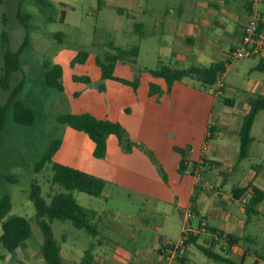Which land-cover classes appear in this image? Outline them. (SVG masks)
I'll use <instances>...</instances> for the list:
<instances>
[{"label":"crops","instance_id":"0c3cea01","mask_svg":"<svg viewBox=\"0 0 264 264\" xmlns=\"http://www.w3.org/2000/svg\"><path fill=\"white\" fill-rule=\"evenodd\" d=\"M46 1L59 9L58 17H48V22L88 35L87 41H74L63 32L58 37L43 33L48 40H58L48 63L61 69L63 91L54 100L64 104L61 114H89L119 124L132 142L154 156L152 161L139 147L126 153L116 136L109 135L106 155L98 159L85 133L57 124L60 144L52 163L103 182L100 195L86 206L72 193L80 206L95 213L97 235L74 232L68 240L63 235L61 245L55 240L62 261L78 264L92 246L93 264H229L208 258L199 249L203 247L231 264H264V199L254 214L245 212L253 188L264 194V111L251 126L246 156L239 158V132L250 110L249 98L264 97V72L255 70L264 60L226 63L240 43L250 0ZM256 9L264 15V0ZM88 16H95L96 23ZM97 29L102 31L99 38ZM107 44L138 49L134 66L115 63L117 80H102L95 63L96 56L107 52ZM79 51L87 57L73 64ZM141 57L149 66L140 62ZM215 62L225 64L220 95L216 85L206 87L188 77L168 87L150 73L159 66L181 70ZM75 78H88L90 84ZM20 82L24 85L25 77ZM151 86L157 91L151 93ZM22 102L31 107L30 101ZM200 162L197 181L195 165ZM50 186L53 194L60 191L51 178ZM185 230V249L179 257L172 246ZM225 236L235 238L236 244L222 246ZM42 243L30 237L5 260L42 259Z\"/></svg>","mask_w":264,"mask_h":264},{"label":"trees","instance_id":"16d2710c","mask_svg":"<svg viewBox=\"0 0 264 264\" xmlns=\"http://www.w3.org/2000/svg\"><path fill=\"white\" fill-rule=\"evenodd\" d=\"M1 2V0H0ZM40 3L46 4L44 0ZM17 19L20 24L29 30V15L22 14L21 10L17 13ZM55 37L61 36V33L54 34ZM29 43L28 33L26 34L23 43L16 52H11L7 49L3 51V67L0 74V89L7 92L5 103L0 105V144L2 142V132L4 130L7 119L21 126H32L36 119V110L25 105L19 95L23 86L20 82L14 88L11 87V76L20 71V53ZM107 52L104 56H96L95 63L100 68L102 80L114 79L113 68L117 61L127 62L134 66L135 59L138 54L137 47L129 50L114 47L112 44L105 46ZM87 57L85 51H79L72 63H83ZM255 70L264 72V64L259 63ZM225 64L215 62L209 66H193L188 69L172 70L167 66H159L158 69L150 71L155 77L163 78L168 87L175 81H181L184 78H193L198 80L203 86H213L219 75L224 73ZM61 69L59 66H50L45 64L44 84L47 88L55 89L62 93L63 87L61 84ZM86 84H90L88 78H75ZM124 82V81H122ZM126 83V82H124ZM135 86V83L131 84ZM102 89L100 85L98 87ZM157 89L150 87V92L154 93ZM249 112L243 117L242 126L239 132L240 151L239 158L246 156V151L251 143L250 130L255 120L256 115L260 111H264V97L254 96L249 98ZM56 122L60 126H69L77 131L85 133L94 143L93 156L101 159L106 155V139L109 135L116 136L121 149L128 153L133 147L141 148L149 158L154 161L153 154L143 145L136 144L130 140L127 132L116 123L98 120L89 114H61L57 117ZM59 141L55 140L45 151L42 159L34 163L33 172L40 173L45 165H49L52 176L51 184L57 186L60 191L53 194L49 201H46L41 196V188L36 181L31 183L29 191V200L32 202L35 209L34 219L41 230L43 243L41 247V257L45 264H62L60 249L54 239L51 229V223L54 220L61 222H69L75 229L82 230L89 236L97 235V224L93 222L95 213L91 210L80 206L73 197V192H80L92 197H98L103 188V182L75 169H71L62 165L54 164L51 158L54 152L59 147ZM183 163V161H182ZM196 167V165H195ZM252 199L245 207V212L248 215L255 213V207L264 199V194L259 190L252 189ZM11 200L9 196H5L0 201V224L1 235L0 245L9 253L15 251L21 243L31 237V226L29 221L24 217L9 215L11 211ZM187 232H183L182 236L187 238ZM219 236H224L219 234ZM228 247L236 244L237 240L231 236H225ZM186 243V242H185ZM199 249L207 256L216 261L230 263L228 258L219 254L213 253L210 249L199 247ZM78 264H93L92 246L86 250Z\"/></svg>","mask_w":264,"mask_h":264},{"label":"rangeland","instance_id":"374dc122","mask_svg":"<svg viewBox=\"0 0 264 264\" xmlns=\"http://www.w3.org/2000/svg\"><path fill=\"white\" fill-rule=\"evenodd\" d=\"M44 1L46 4L40 3V0H1L0 2V73L3 66V51L7 49L16 52L28 33L29 43L20 53V71L11 76V87L17 86L21 78L25 77L19 97L21 101H30L28 104L36 110V119L32 126L18 125L10 117L5 124L0 144V201L5 196L10 197L12 206L10 214L24 217L29 221L32 230L31 238L39 244L42 243L43 237L41 230L34 222L35 209L29 200L31 183L37 182L44 199L54 191L50 186L52 176L50 166L45 165L40 173H34L33 168L34 163L42 159L48 147L58 138L56 119L64 110V104L61 101L58 104L54 103L59 92L44 85L45 64L52 59L58 40L56 38L48 40L43 33L63 32L74 41L88 39L87 33L78 34L72 26L62 25L58 21L48 22V17L55 19L58 17L59 9L54 4ZM19 10L22 14L29 15V30H26L18 21ZM87 19L93 24L96 23L95 16H88ZM96 35L99 38L102 31L97 29ZM65 41L68 42V40ZM140 62L149 66L145 57H141ZM246 62L242 61L233 65L238 66ZM7 95V92L0 89V105L5 103ZM74 194L81 205L86 206L88 200H95V197L84 193L74 192ZM180 225L182 226V223ZM51 229L59 245L62 244L63 235L68 240L74 232L86 234L82 230L75 229L69 222L57 220L52 221ZM1 233L0 224V235ZM176 235L172 237L175 238ZM83 245L85 249L87 243ZM62 247L64 251V246ZM9 256L10 253L0 245V264H45L40 257L5 260ZM64 256L67 258L66 253ZM62 264H69V262L66 259L62 261Z\"/></svg>","mask_w":264,"mask_h":264},{"label":"built area","instance_id":"2783aa9c","mask_svg":"<svg viewBox=\"0 0 264 264\" xmlns=\"http://www.w3.org/2000/svg\"><path fill=\"white\" fill-rule=\"evenodd\" d=\"M260 0H250V13L246 17V21L242 26V35L240 43L235 47L228 55L226 63L227 65L233 64L243 59L256 58L264 60V15L261 14L257 9L256 5ZM222 75H219L216 79V95L221 94V89L224 87V82L222 80ZM208 136H210V129ZM206 149V148H204ZM202 167V162L197 164L196 170L194 172L195 180L199 181L201 179L200 169ZM184 232H187L185 230ZM221 238H217L219 241ZM186 237L181 236L178 242L173 245V252L179 257L184 253ZM221 245H227V240L224 239V243Z\"/></svg>","mask_w":264,"mask_h":264}]
</instances>
